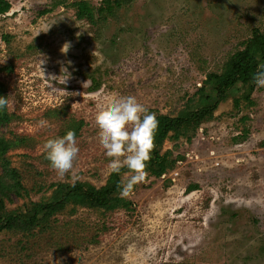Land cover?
<instances>
[{"label": "rangeland", "instance_id": "obj_1", "mask_svg": "<svg viewBox=\"0 0 264 264\" xmlns=\"http://www.w3.org/2000/svg\"><path fill=\"white\" fill-rule=\"evenodd\" d=\"M7 1L0 88L11 97L0 136L17 144L7 158L26 190L12 194L9 210L48 201L61 182L104 186L112 170L99 110L134 95L156 115L176 117L208 74L231 67L254 30L264 31V0H132L107 19L95 10V24L77 17L80 0ZM62 65L71 73L66 85L48 79ZM232 90L191 140L165 141L162 152L180 159L161 178L146 173L124 196L131 209L69 206L46 230H5L0 264H264V88L251 103L241 86ZM70 129L80 151L75 169L60 176L43 143Z\"/></svg>", "mask_w": 264, "mask_h": 264}, {"label": "trees", "instance_id": "obj_2", "mask_svg": "<svg viewBox=\"0 0 264 264\" xmlns=\"http://www.w3.org/2000/svg\"><path fill=\"white\" fill-rule=\"evenodd\" d=\"M132 0H102L99 8L94 7L89 1L80 0L74 3L77 17L95 24V10L99 16L109 18ZM63 3V1L58 2ZM12 5L7 0H0V14L8 13ZM110 15V16H109ZM109 16V17H108ZM264 65V31L255 29L252 37L244 43V48L235 54V60L231 67L223 73H210L198 90L195 97L190 99L185 108L176 117L168 115H156L158 127L156 129L150 158L147 161L146 173L149 176L161 178L167 171L174 169L180 157H175L172 151L162 152L166 140L172 135H179L191 140V134L201 124L211 119L222 102L228 100L232 89L241 86L244 90L242 99L251 103V95L256 89L253 74L258 66ZM2 88V84L0 83ZM0 88V96L2 91ZM242 100L235 99L234 104L239 108ZM6 109L0 111V122L8 121ZM77 132V130H75ZM76 134V133H75ZM17 147L15 142L0 136V233L12 230L20 233H33L36 228L46 230L52 223V219L62 213L69 206L75 211L77 206L115 211L119 209L129 210L132 202L120 195L121 177L128 173V169L122 168L120 173L110 174L106 184L96 187L90 183H58L53 195L48 201H31L23 210H9L7 203L12 200V194L21 197L25 188L21 176L16 168H13L7 158L8 152ZM197 185L190 186L187 190L194 191Z\"/></svg>", "mask_w": 264, "mask_h": 264}, {"label": "clouds", "instance_id": "obj_3", "mask_svg": "<svg viewBox=\"0 0 264 264\" xmlns=\"http://www.w3.org/2000/svg\"><path fill=\"white\" fill-rule=\"evenodd\" d=\"M70 47L71 42L66 41L61 47V52L66 54ZM45 63L46 58H40L43 72L42 65ZM71 63L68 61V66ZM68 66L62 65L61 74L58 76L49 74L48 79L60 83L63 77L62 84L66 85L71 78ZM253 81L257 88H264V65L258 66L253 74ZM10 97L11 95L0 96V111L9 106ZM95 123L99 129L104 154L110 158L108 167L116 173H120L122 168L128 169V173H125L128 175L127 181H121L118 185L120 195L127 196L146 175L145 169L158 127L157 116L140 103L136 96L124 95L111 102L108 107L99 110L95 115ZM38 125L45 127L48 121L41 119ZM43 149L50 168L57 175L63 176L75 169L80 149L74 130H68L63 136L48 138L43 143Z\"/></svg>", "mask_w": 264, "mask_h": 264}]
</instances>
